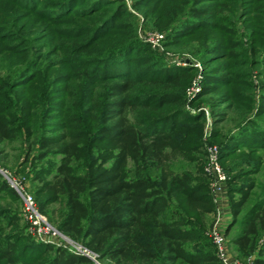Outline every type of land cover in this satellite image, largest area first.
Listing matches in <instances>:
<instances>
[{
    "label": "trees",
    "instance_id": "1",
    "mask_svg": "<svg viewBox=\"0 0 264 264\" xmlns=\"http://www.w3.org/2000/svg\"><path fill=\"white\" fill-rule=\"evenodd\" d=\"M130 8L165 46H190L203 67L198 94L188 101L195 68L142 43L124 0H0L2 169L6 145L20 143L37 211L58 204L48 222L100 260L222 264L209 237L205 116L187 109L205 99L228 176L224 235L239 258L264 264V181L252 178L264 169V0ZM4 199L17 196L0 175ZM21 212L0 208V264L91 263L36 241Z\"/></svg>",
    "mask_w": 264,
    "mask_h": 264
},
{
    "label": "rangeland",
    "instance_id": "2",
    "mask_svg": "<svg viewBox=\"0 0 264 264\" xmlns=\"http://www.w3.org/2000/svg\"><path fill=\"white\" fill-rule=\"evenodd\" d=\"M127 7L131 10L130 8V0H124ZM131 12L134 13V15L136 16V34L138 39L148 45L150 47V49L152 51L155 52V54L159 55L163 61H184V60H188L189 64L191 65L193 68H195V77L198 76V74L201 76L202 72H203V67L201 65V63L196 59L193 58L191 56L190 53V46H186V45H179V46H165L164 44V33H160L157 32L153 29H151V27H147L144 24V20L142 18V16L136 12V11H132ZM154 34H160L163 35V39L161 40V42L159 44L156 43V38ZM187 64H185L186 66ZM182 66V65H181ZM196 66V67H195ZM187 108H192L194 111L198 112L199 111H203L204 112V116H205V121H204V127H203V135H202V142L203 145L204 143V132H205V127H206V115H208L210 121H211V117L209 114V110L207 107V104L205 103V99L202 100V103H199V105L197 106H193V107H187ZM232 125L229 124L228 122L224 123L222 125L221 128H223L224 130H227L229 128H231ZM211 130V128H210ZM206 143L210 144V145H214L217 146V143L211 141V139H209V137L206 139ZM20 143L18 142H13V143H9L8 145H6L5 147V152L3 154V157L6 158L4 160V165L6 170L2 169V166L0 165V175L2 176V178L7 182V184L14 190L16 196H17V200L16 201H11L10 199H4V200H0V208L4 209V208H9V209H16L17 214H19L20 216V211L22 208V199H21V191L30 195L34 202L36 203L35 205H37V201H35L34 198V191L37 188V184H32L30 182V180L28 178H23L26 174H28V167H20V162L22 160V153L20 151ZM264 156V153H261ZM233 159H229V161H227V165H231ZM203 169H204V165H203ZM23 171L22 173L19 171ZM30 175V173H29ZM23 176V177H22ZM254 179H256V181H264V169L261 172V174H259L258 176L252 177ZM13 184V186H12ZM227 186V185H226ZM225 199H227V194L225 195ZM248 206V204H247ZM44 210L47 212V214L44 216L45 219L47 220V222L49 221V218L51 216V212H55V210H59V205L58 204H52L49 205L48 207L44 208ZM21 216H22V212H21ZM54 219L58 220V212H56L54 214ZM49 223V222H48ZM49 225L54 228V230H56L59 234H61L55 227V224H50ZM19 226L22 230H25L24 232H26L27 234H29L32 238V234L30 233L29 229H28V225L27 223L22 219H20L19 222ZM24 228V229H23ZM65 238V240L69 241V243L71 244H75V242H73L72 240H70L69 238H67L65 235L61 234V237L54 239V243L55 244H61L63 246L68 247V243H65V240L63 239ZM227 243H228V238L226 237ZM79 244V243H76ZM81 245V244H80ZM70 246V245H69ZM64 248V247H63ZM227 249H228V253L230 255V257L233 260L239 261L241 263H246L248 261V259H246V261H244L243 259L239 258V254L237 252V250H235L234 247H231L227 244ZM69 251V249H67ZM70 252V251H69ZM84 258L88 259L91 263L89 264H110L108 261L106 260H100L99 257L97 256V258L93 261H91L89 258L83 256Z\"/></svg>",
    "mask_w": 264,
    "mask_h": 264
},
{
    "label": "built area",
    "instance_id": "3",
    "mask_svg": "<svg viewBox=\"0 0 264 264\" xmlns=\"http://www.w3.org/2000/svg\"><path fill=\"white\" fill-rule=\"evenodd\" d=\"M156 43L159 44L161 40L163 39V35L160 34H154ZM172 64L176 65H182L185 66L184 61H169ZM196 67V66H195ZM200 80L201 76L198 74V76L195 77L193 80L191 86L187 89V99L188 101L192 100L196 94L200 91ZM188 107V106H187ZM189 109L192 113L195 111L193 109ZM199 111V110H198ZM206 127L204 132V156H205V163H204V173L209 179V189L212 196V200L215 205V218L213 226L209 232V237L216 249V255L218 259L221 261L222 264H250V261L248 260L246 263H241L239 261L233 260L227 249V240L224 235V232H222L219 228L220 220H221V208L220 204L222 199L226 195V184L228 180V176L222 169L220 162H219V149L217 146L210 145L206 143V139L210 135V128H211V121L206 115ZM13 186V184H12ZM21 199H22V217L23 220L27 223L28 229L30 233L32 234L33 238L36 241L46 243V244H54L60 247H64L65 249H69L70 252L85 256L89 258L91 261L95 260L97 258V255L87 250L84 246L80 244H71L69 241L65 240V243H68V247L63 246L61 244H55L54 239H57L61 237V234H59L54 228H52L45 217L41 215L36 208L35 202L33 198L21 191ZM70 245V246H69Z\"/></svg>",
    "mask_w": 264,
    "mask_h": 264
},
{
    "label": "crops",
    "instance_id": "4",
    "mask_svg": "<svg viewBox=\"0 0 264 264\" xmlns=\"http://www.w3.org/2000/svg\"><path fill=\"white\" fill-rule=\"evenodd\" d=\"M227 194V192H226ZM224 197L221 201L220 208H221V220L219 224V228L222 232H225L226 227L228 226L230 220H231V215H230V210L228 206V200L225 199Z\"/></svg>",
    "mask_w": 264,
    "mask_h": 264
},
{
    "label": "water",
    "instance_id": "5",
    "mask_svg": "<svg viewBox=\"0 0 264 264\" xmlns=\"http://www.w3.org/2000/svg\"><path fill=\"white\" fill-rule=\"evenodd\" d=\"M184 63H185V64H189V61H188V60H184Z\"/></svg>",
    "mask_w": 264,
    "mask_h": 264
}]
</instances>
